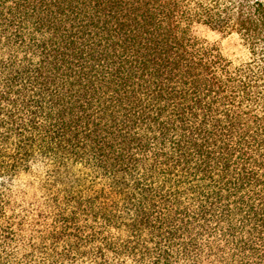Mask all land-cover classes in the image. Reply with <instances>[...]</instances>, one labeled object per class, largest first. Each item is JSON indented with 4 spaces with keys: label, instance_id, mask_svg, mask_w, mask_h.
<instances>
[{
    "label": "trees",
    "instance_id": "trees-1",
    "mask_svg": "<svg viewBox=\"0 0 264 264\" xmlns=\"http://www.w3.org/2000/svg\"><path fill=\"white\" fill-rule=\"evenodd\" d=\"M0 264H264V0H0Z\"/></svg>",
    "mask_w": 264,
    "mask_h": 264
},
{
    "label": "rangeland",
    "instance_id": "rangeland-1",
    "mask_svg": "<svg viewBox=\"0 0 264 264\" xmlns=\"http://www.w3.org/2000/svg\"><path fill=\"white\" fill-rule=\"evenodd\" d=\"M196 31L208 41L217 44L222 53L232 60L241 61L246 58L247 49L235 31L227 32L207 25H198Z\"/></svg>",
    "mask_w": 264,
    "mask_h": 264
}]
</instances>
